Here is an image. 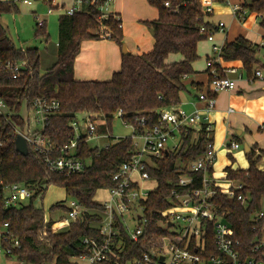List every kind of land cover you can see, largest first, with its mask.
<instances>
[{
  "label": "trees",
  "instance_id": "16d2710c",
  "mask_svg": "<svg viewBox=\"0 0 264 264\" xmlns=\"http://www.w3.org/2000/svg\"><path fill=\"white\" fill-rule=\"evenodd\" d=\"M200 1L147 0L159 15L157 20L146 23L154 33L153 50L141 56L124 54L120 71L114 73L109 81H77L74 78V64L82 43L101 40L97 34L99 24L94 11L89 9L75 16L59 17L58 60L45 74H41L39 50L18 49L2 24L4 15L19 14L18 5L13 0H0V62L27 63L17 80L0 69V99L12 113L0 115V172L6 184H22L34 193L28 204L19 207L5 208L0 200V233L8 224V232L21 243V249L15 252L14 257L7 259L15 258L26 264H78L76 258L90 253L89 248L82 244V239H103L97 227L93 226L99 223L101 218L98 214L103 211L102 204L95 200L97 193L115 186L113 176L135 151L131 138L115 142L109 149L91 148L81 141L77 156L91 159V165L83 173L70 177L52 173L31 148L27 156H22L16 149L17 132L24 131L27 123L19 114L23 104L26 103L27 110L31 112L36 98L60 102V114L50 120L45 132L47 139L60 148L69 145L74 134L71 123L78 114L87 113L104 119L106 125L101 127L103 133L112 131V123L120 110L129 123H135L136 118H148L146 129H151L157 124L160 111L180 104L184 81L194 73L193 64L199 59L198 45L206 40L200 28L211 27L205 23L206 15ZM243 1L242 11L258 14L261 17L260 26L264 29V0ZM166 3L170 6L166 7ZM105 25L112 34L111 40L123 45L119 23L110 19ZM46 28V24H37L36 37L48 41ZM258 51L257 46L241 37L223 48L222 58L225 62H242L247 77L254 78L255 68L259 66ZM174 56L180 57V60L172 61ZM194 136L192 128L182 130L179 135L182 142L180 148L168 149L162 159L154 160L152 166L148 167L147 172L157 182V189L150 193L148 201L144 203L150 219L147 234L140 243H134L121 229L125 249L120 255V264H129L139 259L143 250L149 251L146 236L167 235L168 232L159 226L161 214L177 201L174 190L177 195L185 193L177 188L179 179L182 175H191L187 168L206 153V146L211 141L203 131L197 140H194ZM263 157L264 151L258 157L255 151H251L247 155V170H233L231 167L225 170V180L243 184L242 192L248 197L246 206L225 196L215 200L220 212L225 213V221L230 225L234 238L243 245L253 240V216L262 211L264 172L257 165ZM196 176L200 179L203 177L202 174ZM209 177H213V169L209 170ZM50 187L63 189L68 201H77L83 208L81 218L62 232H54L53 222L47 218L46 211L34 205L38 199L45 198ZM49 211L68 212L69 209L60 203ZM206 246L208 252L203 254V260L207 264L210 257L217 255L211 228Z\"/></svg>",
  "mask_w": 264,
  "mask_h": 264
},
{
  "label": "built area",
  "instance_id": "2783aa9c",
  "mask_svg": "<svg viewBox=\"0 0 264 264\" xmlns=\"http://www.w3.org/2000/svg\"><path fill=\"white\" fill-rule=\"evenodd\" d=\"M39 1V0H35ZM34 1V2H35ZM49 4L48 14L75 16L86 10L94 11L96 21L99 24L97 34L101 40H111L112 34L105 22L113 19L123 25L113 6L115 0H43ZM225 1V0H221ZM210 0H201L202 11L210 13L208 3ZM25 6H33L32 0H18ZM169 7V3L165 4ZM236 15L243 18L245 12L241 8H235ZM39 26L45 23L37 17ZM226 25L219 23L215 27H201L200 33L210 42L214 41L217 32L224 33ZM222 48L214 45L213 52L218 59H222ZM27 67L26 62L5 64L0 62V69L10 73L13 80L21 77ZM208 69L211 76L209 90L200 95V100L206 102L205 113L195 111L188 114L183 110L164 109L159 112L157 124L151 129H146L148 118H136L135 123L125 120L123 111H118L115 117L122 120L123 124L131 129L134 153L130 159L123 163L113 176L115 186L105 190L109 200L101 203L100 221L97 223L101 241L92 238L82 239V244L89 248L88 255L76 258L78 264H120V255L124 252V243L121 238V229H124L128 237L134 243H140L147 234L150 219L146 215L144 203L148 201L150 193L157 188L143 187L144 183L153 182L147 172L154 160L162 159L167 152L168 142L181 131L188 128L200 127L205 132L208 140H211L213 125L210 115L215 111L214 97L222 92H229L236 88L242 74L235 68L221 71L216 68V62L209 60ZM230 75H237L233 79ZM264 80L262 71L257 70L254 78ZM7 108L0 99V115ZM61 104L56 99L44 97L36 98L32 104L31 113L35 117L36 131L23 133L18 131L27 141L28 147L39 155L46 168L55 174L70 177L83 173L90 165L91 159L79 158L77 150L81 141L104 139L106 143L101 149H109L115 142L126 138H114L110 133L98 134L100 126L97 116L81 114L82 119H76L71 123L73 137L68 146L56 147L45 136L50 120L60 114ZM136 124V125H135ZM143 128L144 130H141ZM231 147L235 150L240 148L236 142ZM179 146L173 148L178 150ZM206 153L193 162L187 170L191 175H182L177 188L185 193L177 195V201L167 211L161 214L159 226L168 233L165 236L148 235L145 243L149 251H142L139 259L129 264H206L203 254L207 253L206 240L210 228L215 240L217 255L210 257L207 264H264V211H259L253 216L254 238L248 245H243L235 239L230 225L225 221V213L220 212L219 205L215 200L225 196L231 200H237L246 206L248 197L242 192L243 184L224 180L217 181L209 177V170L213 169L217 159V152L213 142L206 146ZM202 174L203 177L196 176ZM156 182V181H155ZM34 193L22 184H6L0 172V200L5 208L19 207L28 204ZM67 218H61L55 222L54 232L64 231L81 218L83 208L77 201H68ZM60 227L56 228V225ZM9 225L5 224L0 233V255L5 258L12 257L21 249L20 241L8 232Z\"/></svg>",
  "mask_w": 264,
  "mask_h": 264
},
{
  "label": "crops",
  "instance_id": "0c3cea01",
  "mask_svg": "<svg viewBox=\"0 0 264 264\" xmlns=\"http://www.w3.org/2000/svg\"><path fill=\"white\" fill-rule=\"evenodd\" d=\"M243 2V0H210L208 3L207 7L210 13L204 12L206 15L205 23L215 27L222 22L226 25L225 31L224 33L217 32L213 42L206 39L199 43V59L193 64L194 73L185 79V89L180 95V104L173 108L174 110H183L188 114H192L195 111L205 113L206 102L200 100V95L207 94L209 90L211 80L208 69L209 60L215 61L216 66L222 72L235 68L242 74V78L238 80L235 89L229 92H222L214 97L215 111L210 115L213 125L211 141L217 152V159L213 167V177L219 182H224L226 168L231 167L233 170H239L235 166V162L248 155L244 145L249 147L250 153L255 151L256 157L260 155L261 151H264V80L255 79L253 82L249 81L251 78L247 77L242 62H225L223 58L218 59L217 54L213 52L214 45L223 49L227 44L233 43L242 37L258 47L257 58L259 66L255 70H260L264 74V69L262 68L264 62L260 59V51L261 49L264 50V29L260 26L261 17L258 14L245 12L244 17L239 18L234 9L236 7L241 8ZM113 8L123 25V45H119L113 40H91L82 43L80 54L74 64L75 80L109 81L113 74L121 69L124 45L127 53L137 56L147 54L153 50L155 44L154 33L146 23L158 19L157 9L150 6L147 0H115ZM60 16L62 15L59 14ZM39 19L47 25V21L41 17ZM171 60L179 61L180 57H175ZM230 77L233 79L238 78L237 75H230ZM77 118L78 120L82 119V115L78 114ZM98 122L100 124L98 131L101 132V127L106 125V121L98 119ZM29 126L30 124L27 122L25 129ZM192 129L195 131L194 140H197L201 132L200 127L196 126ZM101 134L106 133L101 132ZM173 140L176 142L173 143L172 149L176 146H181L182 142L178 134L173 137ZM177 140L179 141L177 142ZM89 142L87 141L86 143L89 145ZM234 142L240 145L239 149L235 150L231 147ZM97 143L98 146L95 148L101 149L99 144L104 145L106 141L99 139ZM257 167L264 172V157ZM248 168L249 166L242 170H247ZM153 182L155 189L157 188V182ZM143 187L153 186L149 182L144 183ZM100 192L106 195L103 200L98 199ZM95 200L101 204L109 200V195L105 190H100ZM47 218H50V214H47ZM95 227H98V225Z\"/></svg>",
  "mask_w": 264,
  "mask_h": 264
},
{
  "label": "rangeland",
  "instance_id": "374dc122",
  "mask_svg": "<svg viewBox=\"0 0 264 264\" xmlns=\"http://www.w3.org/2000/svg\"><path fill=\"white\" fill-rule=\"evenodd\" d=\"M19 7V14H7L2 17V24L8 30V36L11 40H13L15 46L18 49L27 50L32 48H37L40 52L41 56V74H45L49 69H51L58 60V52H59V40H60V29H59V14L54 13L53 15L48 14L49 4L47 1L39 0L34 2L35 4L32 7H28L23 5L22 3H17L18 0H13ZM151 9V8H150ZM37 17H41L43 20L47 21L46 31L48 34V41L44 38L36 37V27H37ZM174 56L172 59H174ZM260 59L264 62V50L260 51ZM2 113L7 116L12 114L8 108L2 110ZM24 120H26L30 126V131H36L37 126L35 124L34 115L29 112L26 108V103L23 104V107L19 113ZM80 120V119H79ZM22 131L24 133L27 132V128ZM21 131V130H20ZM98 134H101L98 131ZM114 138H128L132 136V132L130 128H127L121 119L115 117L112 123V131L110 133ZM179 140H177L178 142ZM175 140H170L168 142V149H172L173 143ZM89 146L91 148H95L98 146L96 140H91L89 142ZM103 145L99 144V147ZM242 151V150H241ZM236 155L235 153H233ZM232 164V163H231ZM235 166L238 169H245L249 166V160L247 157L243 156V158L238 159L235 162ZM154 187V182H151ZM105 193L100 192L98 194V199L103 200L105 198ZM56 203L64 204L66 207L68 206V200L66 198L65 192L62 189L50 187L46 193L45 198L38 199L35 201L34 205L36 208H43L46 213L49 215L53 222H58L61 218H67V212L56 211L50 212L49 208ZM262 211H264V200L261 204ZM97 224H93L95 227ZM61 232V231H59ZM14 257V256H12ZM0 264H26V262H19L15 258L7 259L5 256L0 255Z\"/></svg>",
  "mask_w": 264,
  "mask_h": 264
},
{
  "label": "water",
  "instance_id": "95a60500",
  "mask_svg": "<svg viewBox=\"0 0 264 264\" xmlns=\"http://www.w3.org/2000/svg\"><path fill=\"white\" fill-rule=\"evenodd\" d=\"M123 51H124V54L127 53L125 45L123 47ZM15 144H16V149H17L18 153H20L22 156L28 155L29 147H28L27 141L25 140V138L22 135L17 136ZM244 147H245L247 154H249L250 153L249 147L247 145H244Z\"/></svg>",
  "mask_w": 264,
  "mask_h": 264
},
{
  "label": "bare ground",
  "instance_id": "6f19581e",
  "mask_svg": "<svg viewBox=\"0 0 264 264\" xmlns=\"http://www.w3.org/2000/svg\"><path fill=\"white\" fill-rule=\"evenodd\" d=\"M60 227V224L59 225H56V228Z\"/></svg>",
  "mask_w": 264,
  "mask_h": 264
}]
</instances>
